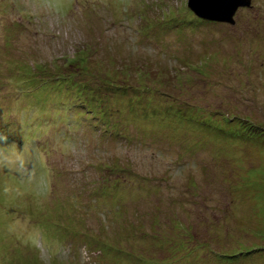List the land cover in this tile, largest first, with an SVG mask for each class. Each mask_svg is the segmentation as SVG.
Returning <instances> with one entry per match:
<instances>
[{
	"label": "rangeland",
	"instance_id": "1",
	"mask_svg": "<svg viewBox=\"0 0 264 264\" xmlns=\"http://www.w3.org/2000/svg\"><path fill=\"white\" fill-rule=\"evenodd\" d=\"M188 2L0 0V264H264V0Z\"/></svg>",
	"mask_w": 264,
	"mask_h": 264
},
{
	"label": "water",
	"instance_id": "2",
	"mask_svg": "<svg viewBox=\"0 0 264 264\" xmlns=\"http://www.w3.org/2000/svg\"><path fill=\"white\" fill-rule=\"evenodd\" d=\"M188 7L201 19L236 25L240 9L252 8V0H189Z\"/></svg>",
	"mask_w": 264,
	"mask_h": 264
},
{
	"label": "flooded vegetation",
	"instance_id": "3",
	"mask_svg": "<svg viewBox=\"0 0 264 264\" xmlns=\"http://www.w3.org/2000/svg\"><path fill=\"white\" fill-rule=\"evenodd\" d=\"M217 23V22H216ZM222 24H224V23H222Z\"/></svg>",
	"mask_w": 264,
	"mask_h": 264
},
{
	"label": "bare ground",
	"instance_id": "4",
	"mask_svg": "<svg viewBox=\"0 0 264 264\" xmlns=\"http://www.w3.org/2000/svg\"><path fill=\"white\" fill-rule=\"evenodd\" d=\"M55 188V187H54Z\"/></svg>",
	"mask_w": 264,
	"mask_h": 264
}]
</instances>
